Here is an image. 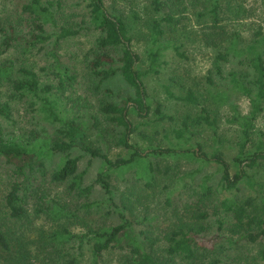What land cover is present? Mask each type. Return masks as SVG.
<instances>
[{
    "label": "trees",
    "instance_id": "trees-1",
    "mask_svg": "<svg viewBox=\"0 0 264 264\" xmlns=\"http://www.w3.org/2000/svg\"><path fill=\"white\" fill-rule=\"evenodd\" d=\"M84 1L87 3L89 24L102 34L97 39V54L91 68L102 82L121 74L135 93L134 98L124 106L106 104L101 107L102 113L110 116L121 129L119 144L128 154L112 160L93 147L83 149L93 159L104 161V169L95 184L108 198L109 206H114L113 212L108 214L115 215L119 222L107 226L102 221L94 220V213L102 207L94 201L84 202L78 213L70 212L59 201L48 200L47 189L38 187L42 177L49 178L56 185H67L80 198H89L94 190L92 185L84 186L79 174L81 158L70 155L78 146V140L86 136L87 129L77 118L69 116L66 105L52 95L56 90L65 95L67 82L72 80L67 71L59 69L60 61L55 59V75L60 80L58 89L53 86L41 88L37 74L32 71L23 69L16 73L10 66L0 67V83L11 90L13 101L33 98L38 101L34 103L35 106L41 102L38 110L44 121L56 128L55 135L45 140L36 133L26 139L18 134L7 139L0 136V162L13 170L16 179L0 208V264H80L87 255L91 264H106L105 255L114 251L121 255L119 264H226L224 256L228 254L225 248L219 247L221 241L238 248L240 245L257 244L264 239V178L260 175L264 168V139L261 134L258 140L253 139L255 122L264 112V31L256 30L250 37L237 31L229 32L226 23L239 20L245 13L242 5L232 4L229 0H209L204 10L195 12L200 20L205 19L207 28L202 35L196 30L191 32L213 56L214 66L207 77L208 89H201L198 83L176 96L172 86L177 87L172 82L167 91L178 101L196 107L204 103V107L197 115H186L181 119L179 128L171 133L177 139L176 145L173 143L168 148L151 147L143 151L131 140L138 127L133 125L130 115L141 118L150 116L153 98L148 93L145 80L161 74L166 65L164 57L167 50L173 49L178 57L185 58L186 53H181V49L189 37L185 32L188 26L184 16L189 6H184L182 0H149V23L142 36L146 44L143 58L134 51L138 31L127 15L111 10L105 0ZM42 2L30 0L23 7L24 14L30 17L34 26L32 40L37 45L53 37L47 32V26L54 18L50 12L52 4L48 3L45 7ZM14 33L15 30L0 44V56L12 47L17 37ZM79 33L63 29L57 36L61 40L76 37ZM115 50L120 52L119 57L111 54ZM226 65L232 66L228 74L224 71ZM213 75H218L221 82H216ZM40 93L47 96L42 97ZM240 95L250 102L247 115L232 103L233 98ZM225 106L232 111L229 122L237 127L238 136L237 154L230 161L224 158L221 148L209 156L203 153L201 144H197L201 153L194 150L192 145L194 130L204 124L215 129L216 119L212 117V110L218 112ZM11 109L9 102L0 103L1 117L11 120ZM156 113L159 121L174 119L162 111L161 105H158ZM66 153L69 154L67 158L49 174L48 162L56 155ZM152 158L158 161L155 163L150 160ZM164 159L175 163L185 160L202 167L217 166V172L221 175L219 186L229 194L220 204L225 209L224 220L217 221L220 231L225 221H229L227 238L218 233L209 240L205 239L208 232L205 212L201 209L189 210V205L176 208L171 196H167L164 203L169 205L170 214L177 221L166 231L164 246L157 248V240L144 231L138 233L136 225L126 213L127 205L121 207L114 200L112 179L116 175L124 176L137 170L139 180H146L145 188L156 187V173L169 174L172 171L167 164L165 170L160 168L164 166ZM196 188H189L199 198L196 204L207 201L213 208H218V203H213L218 204L217 207L212 204L214 187L204 183L201 188ZM244 188L252 195L247 193L240 196ZM30 201L34 204L33 208L28 207ZM137 201L140 203L138 198ZM43 216L51 221L48 230L36 224ZM148 219L145 217L146 221ZM79 227L82 232H75ZM249 251H242L236 260L244 258L254 264H264V248L258 249L256 256L250 255Z\"/></svg>",
    "mask_w": 264,
    "mask_h": 264
},
{
    "label": "rangeland",
    "instance_id": "rangeland-1",
    "mask_svg": "<svg viewBox=\"0 0 264 264\" xmlns=\"http://www.w3.org/2000/svg\"><path fill=\"white\" fill-rule=\"evenodd\" d=\"M105 1L111 10L127 15L130 22H133L131 24L138 31L134 51L145 58L146 44L142 36L146 33L149 23V0ZM229 1L232 4L242 5L245 9L242 18L226 23V29L229 32L237 31L245 37H250L256 30L262 29L264 31V0ZM182 2L184 6H189V10L184 14L188 26L185 32L189 37L181 49V53L184 51L186 53L185 58L178 57L173 49L167 50L164 57L166 65H164L161 74L150 76L145 80L148 93L153 98L150 116L141 118L137 115H130L131 122L138 127L131 140L143 151L150 150L151 147L168 148L173 143L176 145L177 139L171 133L174 129L179 128L181 119L186 115H197L204 107V103L199 105L200 107H196L191 103L178 101L172 98L167 91V87L172 82L177 87L172 86V92L176 96H180L198 83H200L201 89H208L207 77L214 66L211 51L203 47L200 40L191 32L196 30L199 35H202L204 29L207 28L205 19L200 20L195 12L204 10L209 4V0H182ZM29 3L30 0H0V44L6 36H12L14 30L15 37L17 35L8 52L0 56V67L10 66L16 73L23 69L32 71L37 74L41 88L53 86L58 89L60 80L55 75L57 66L55 59L60 61L59 69L64 72L67 71L72 80L67 82L65 95L57 90L52 95L53 98H57L66 105V113L69 116L77 118L78 122L85 125L87 129L86 136L78 140V146L70 155L81 158L79 174L82 175L84 186L92 185L94 190L89 198H80L72 193L67 185L65 187L56 185L51 183L49 178L42 177L38 181V187L47 189L48 200L59 201L73 213L75 211L78 213L84 202H98L102 207L99 208L98 213H94L93 219L102 221L107 226L115 224L119 222L118 218L108 214L113 212L114 206H109L108 198L100 186L95 184L98 175L104 169V161L103 159H93L83 149L86 146L93 147L112 160L128 154L119 144L121 129L112 122L110 116L102 113L101 107L106 104L124 106L127 101L134 98V90L125 83L121 74L118 73L109 80L102 82V79L91 68V63L97 54V39L102 34L94 30L89 24L87 3L84 0H43L42 5L45 7L48 3L52 4L50 12L54 18L47 26V32L53 37L46 43L38 45L32 40L34 26L31 19L23 12V7ZM206 12L203 11V13ZM63 29L80 31V33L76 37L60 40L57 35ZM179 45L181 44L179 43ZM54 51L56 52L55 55H53ZM111 54L119 57L120 52L115 50ZM231 70V65L224 67L226 74ZM213 78L216 82H221L218 75H213ZM40 95L42 97L47 96L42 93ZM7 102L12 105L11 120H6L0 115V136L7 139L18 134L22 139H26L30 134L36 133L45 140L47 137L55 135V126L46 123L38 110L41 102L35 106L34 103H38V101L33 98L13 101L11 90L4 86V83H0V103L3 105ZM232 103L238 106L242 114L247 115L249 113L250 102L246 97L235 96ZM158 105H161L162 111L167 116L174 119L157 120ZM232 115L228 106L221 108L218 112H214L213 109L212 117L216 119L215 129L205 124L196 128L192 142L193 149L199 151L197 144H201L203 153L210 156L217 148H221L224 158L230 161L237 154L236 142L238 141L237 127L229 122ZM254 133V140H258L260 134L263 135L264 139V112L255 122ZM167 136L170 138H166ZM180 146L183 147V144ZM68 155L66 153L53 157L48 162L49 174L58 169L62 160ZM150 160L155 163L158 161L154 158ZM163 163L164 166H160L162 170L166 169L165 165L167 164L171 166L172 171L169 174L157 172L156 187L145 188L146 180H139L137 170L124 176L116 175L112 179L114 200L121 207L127 205L126 213L133 220L138 233L144 231L149 237L157 240L155 247L164 246L163 239L166 231L177 221L170 214L169 205L164 203L166 197L171 196L176 208H184L185 205H189V210L201 209L205 212L207 215L205 227L208 229L205 239L209 240L218 233L227 238L229 221H225L222 231L219 230L217 221L219 219L224 220L225 209L220 204L229 194L222 191L219 186L221 175L217 172V166L212 164L202 167L200 164L185 160L175 163L170 159H164ZM262 170L260 175L264 178V168ZM15 181L13 170L0 162V208L3 207L2 203L5 202V198ZM204 183L214 187L212 204L218 203L217 209L210 206L207 201L196 204L199 198L195 195L194 188H201ZM189 188L194 190H189ZM243 190L245 191L240 193V196L252 193L246 191V188ZM137 198L140 203H138ZM217 205L215 206L217 207ZM33 206L34 204L30 201L28 207L33 208ZM171 209L173 210L172 207ZM171 216L172 218H170ZM188 216L191 215L188 214ZM145 217L149 219L146 221ZM188 221L191 220L188 219ZM36 224L44 227L45 230L51 227V221L47 216L37 220ZM75 232L81 233L82 229L79 227ZM219 247L226 249V254H228L224 256L226 264H254L249 260H243L244 258L236 259L242 255L244 250H250L249 254L256 256L258 249L264 248V239H261L257 244L240 245L238 248L230 247L221 241ZM120 257V253L114 251L106 254L104 260L106 264H119ZM80 264H91L88 261V255Z\"/></svg>",
    "mask_w": 264,
    "mask_h": 264
}]
</instances>
